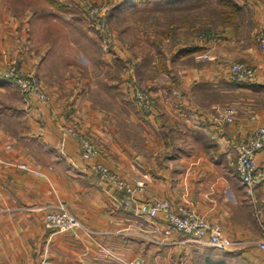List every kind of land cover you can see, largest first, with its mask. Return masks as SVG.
I'll use <instances>...</instances> for the list:
<instances>
[{
	"label": "crops",
	"instance_id": "1",
	"mask_svg": "<svg viewBox=\"0 0 264 264\" xmlns=\"http://www.w3.org/2000/svg\"><path fill=\"white\" fill-rule=\"evenodd\" d=\"M235 1L253 8L264 30L263 0ZM58 13L54 0H0V90L12 97L0 103V264L43 258L47 264H264V181L249 191L235 150L264 124V110H252L244 97L252 83L264 86V52L232 29L183 46L172 59L176 73L150 81V113L140 118L122 105L128 117H119L94 100L85 84L91 51L73 39L70 17L60 20ZM204 52L211 58L198 60ZM234 62L257 67L256 80H237ZM12 66L42 80L50 101L5 84L2 74ZM229 104L237 110L232 124L221 118ZM69 123L91 135L99 161L133 193L90 169L63 131ZM256 159L264 161V150ZM157 200L220 225L233 245L217 249L181 234L167 237L166 214L140 215L142 204ZM60 206L87 230L48 229L46 213Z\"/></svg>",
	"mask_w": 264,
	"mask_h": 264
},
{
	"label": "rangeland",
	"instance_id": "2",
	"mask_svg": "<svg viewBox=\"0 0 264 264\" xmlns=\"http://www.w3.org/2000/svg\"><path fill=\"white\" fill-rule=\"evenodd\" d=\"M54 1L58 3L60 20L67 16L70 17L69 23H73V39L78 41L81 38L91 51V63L84 65L86 76L90 77L85 84L91 88L94 100L106 110L119 117L125 115V118L128 115L122 105L134 111L137 109L140 118L150 113V109L145 110L138 104L135 92L150 96V81L157 82L165 74H175L178 65L172 59L181 47L199 45L204 39L211 41L208 38L210 35L216 40L229 29L235 31L237 39L259 47L260 37L264 34L255 10L240 6L235 0ZM230 1L236 2L240 8L229 5ZM203 54L205 52L200 56ZM103 57L106 59L104 64ZM78 58L83 64L86 55L80 53ZM4 83L23 95L15 84ZM252 86L248 88L253 91L244 95L248 98L245 101L252 103V110L256 112L258 108L264 110V86L254 83ZM8 98L12 100L0 90V103ZM243 105L246 106V103ZM66 127L86 132L69 123L63 127L64 133L69 136L65 132ZM90 169L95 171L92 166Z\"/></svg>",
	"mask_w": 264,
	"mask_h": 264
},
{
	"label": "built area",
	"instance_id": "3",
	"mask_svg": "<svg viewBox=\"0 0 264 264\" xmlns=\"http://www.w3.org/2000/svg\"><path fill=\"white\" fill-rule=\"evenodd\" d=\"M209 39L213 40L214 36L210 35ZM259 47L264 52V34L259 40ZM209 55L203 54L198 60H209ZM232 75L239 81L249 83L254 82L258 76V70L255 67L243 64L233 63L231 65ZM2 79L15 84L23 95L35 98L39 101H49L48 92L41 81L34 75L28 74L17 67L8 68L3 74ZM138 104L145 110L151 109L155 101L147 93L135 92ZM237 110L229 105L221 109V118L228 124L235 122ZM65 132L74 136L77 140L81 156L92 168L97 171L101 177L114 184L119 190H126L133 193L127 183L121 179L114 170L110 169L99 161V150L89 137L88 133L66 127ZM237 153L236 170L242 183L250 192L264 181V161L258 162L257 154L264 150V124L259 125L253 133L245 140L235 144ZM145 182L139 181L137 189L142 190ZM140 215L154 218L159 213H164L168 217V228L164 231L167 237L174 233L185 235L190 241L200 245H209L217 249H227L233 243L226 239L222 227L218 224L211 223L203 216H200L188 209L174 210L169 201L157 200L154 205L142 204ZM45 225L53 232H67L76 229H84L82 221L73 213L68 211L64 206L57 210L46 213L44 217ZM264 250V243H261ZM41 264H47L46 258H43Z\"/></svg>",
	"mask_w": 264,
	"mask_h": 264
},
{
	"label": "trees",
	"instance_id": "4",
	"mask_svg": "<svg viewBox=\"0 0 264 264\" xmlns=\"http://www.w3.org/2000/svg\"><path fill=\"white\" fill-rule=\"evenodd\" d=\"M229 3H230L229 5H232V6H233L234 8H236V9H237V8H240L239 5H238L236 2H234V1H230ZM208 37H209V36H208ZM222 264H225V263H222Z\"/></svg>",
	"mask_w": 264,
	"mask_h": 264
}]
</instances>
